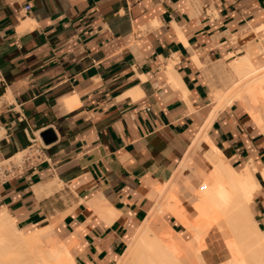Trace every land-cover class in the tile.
<instances>
[{
    "label": "crops",
    "instance_id": "1",
    "mask_svg": "<svg viewBox=\"0 0 264 264\" xmlns=\"http://www.w3.org/2000/svg\"><path fill=\"white\" fill-rule=\"evenodd\" d=\"M248 52L264 66V0H0V159L32 136L44 147L0 185V212L21 231L51 227L74 264H117ZM237 103L207 135L253 172L264 231V128ZM196 156L186 182L210 167Z\"/></svg>",
    "mask_w": 264,
    "mask_h": 264
},
{
    "label": "bare ground",
    "instance_id": "2",
    "mask_svg": "<svg viewBox=\"0 0 264 264\" xmlns=\"http://www.w3.org/2000/svg\"><path fill=\"white\" fill-rule=\"evenodd\" d=\"M231 66L237 79L232 80L227 91L214 90L212 114L193 138L181 168L170 182L152 188L157 201L117 264H208L206 254H203L207 248L204 234L215 226L225 236L230 229L235 238L226 243L232 258L224 264H264V231L259 228L251 210L258 183L250 167L239 172L234 170L207 135L208 127L218 113L236 102L241 103L264 128V66L257 67L249 52ZM205 146L219 156L214 166L210 158L214 169L213 173H207H212L214 182H210L211 176L200 177L196 172L193 182L200 188H197V195L200 193L203 199L200 204L189 207L184 202L185 196L179 195L176 181L189 168L191 155ZM165 214H171L192 237L183 238L165 222L166 231L159 233L156 227ZM69 246L57 239L51 227L27 233L17 229L9 213L0 212V264H74Z\"/></svg>",
    "mask_w": 264,
    "mask_h": 264
},
{
    "label": "rangeland",
    "instance_id": "3",
    "mask_svg": "<svg viewBox=\"0 0 264 264\" xmlns=\"http://www.w3.org/2000/svg\"><path fill=\"white\" fill-rule=\"evenodd\" d=\"M228 76L229 77L226 79L225 84H224V87L223 88H219V89H223L224 91H227L229 89L228 87L231 84V82H233V81H235L237 79L236 73H235L234 69L232 68V66H231V74H229ZM213 151L214 150H212L208 146L207 147L205 146L202 150H200V149L199 150H196L191 155L192 161L193 160L198 161L199 159L196 156L197 152H201V153L205 154V156H206L205 159L207 158L210 167L207 169L208 171L205 170V169H199V171H197V173L200 174V177H204V174H205V178L206 177L209 178L211 176V178H209V180L212 183L214 182V180H213L214 178L212 177V173H213V169H214L213 166H214V163H216L218 161V159H219V156L216 155V152L215 151L214 152ZM19 157H17V158H19ZM210 158L212 159L211 164H213V166L210 164V160H211ZM184 160H183V162H184ZM192 161H190V163ZM198 162L201 163V161H198ZM190 163H189V166H190ZM205 171H207V172H205ZM236 171H239V169H236ZM208 172L209 173L212 172L211 175L207 174ZM206 174L209 175V177ZM183 175H184L183 173L180 174L179 178L177 177L178 179L176 181V185H177V188L179 190V195H182L183 194L185 196L186 199H184V202L189 207H192V206H195L197 204H200L201 201H202V199H203L202 198V195L200 193H198V195H197V193H196V191L199 192L198 189H200V188H198V186H196L193 181H189V182L188 181L187 182L184 181L182 179ZM203 180L204 179H202V181ZM199 195H201V196H199ZM156 201H157V199H156ZM152 207H153V202H152L151 208ZM170 215L171 214H165V215H163V217H162L163 219H161V221H159L158 226L156 227L157 231L159 233H162V232H165L166 231V229L164 228V222H165L169 226H171L174 230H176L179 233H181L183 235V238L190 239L192 236L188 234V231L186 229H184L183 227L177 228L174 222H176L178 224H180V223L177 222V220L172 215L171 216ZM26 232L27 233H30V231H26ZM204 236H205V241L207 243V248H206V250H203V254L204 255L206 254L205 256H207L209 254L208 258H209V261L210 262L208 264H224L225 262H227L228 260H230L232 258L231 257L232 254H230V251L228 249V245L226 244V243H228L227 242L228 240H230V239H233L234 240L235 239L234 238V235L230 231V229L228 230L227 236H225L215 226V227L211 228L209 231L205 232Z\"/></svg>",
    "mask_w": 264,
    "mask_h": 264
},
{
    "label": "built area",
    "instance_id": "4",
    "mask_svg": "<svg viewBox=\"0 0 264 264\" xmlns=\"http://www.w3.org/2000/svg\"><path fill=\"white\" fill-rule=\"evenodd\" d=\"M30 146L25 154L13 160L0 159V185L24 175L28 168L34 167V162L41 159L43 145L38 137L30 138Z\"/></svg>",
    "mask_w": 264,
    "mask_h": 264
},
{
    "label": "water",
    "instance_id": "5",
    "mask_svg": "<svg viewBox=\"0 0 264 264\" xmlns=\"http://www.w3.org/2000/svg\"><path fill=\"white\" fill-rule=\"evenodd\" d=\"M48 134L49 133H43V134H41V137H42V139L44 140V142H47V139H48Z\"/></svg>",
    "mask_w": 264,
    "mask_h": 264
}]
</instances>
